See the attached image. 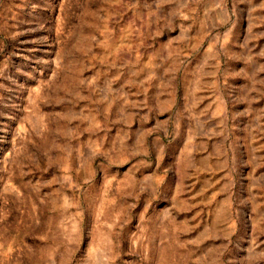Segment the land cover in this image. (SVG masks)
<instances>
[{
    "label": "rangeland",
    "instance_id": "obj_1",
    "mask_svg": "<svg viewBox=\"0 0 264 264\" xmlns=\"http://www.w3.org/2000/svg\"><path fill=\"white\" fill-rule=\"evenodd\" d=\"M0 264H264V0H0Z\"/></svg>",
    "mask_w": 264,
    "mask_h": 264
}]
</instances>
